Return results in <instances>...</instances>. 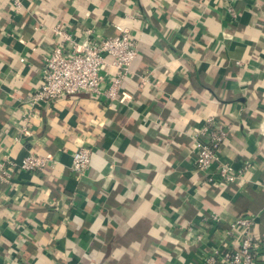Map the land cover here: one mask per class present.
I'll return each instance as SVG.
<instances>
[{
  "label": "crops",
  "instance_id": "1",
  "mask_svg": "<svg viewBox=\"0 0 264 264\" xmlns=\"http://www.w3.org/2000/svg\"><path fill=\"white\" fill-rule=\"evenodd\" d=\"M57 24L127 29L132 73L115 100L36 107L22 139ZM209 118L227 129L220 157L235 181L203 183L195 168L193 135ZM82 145L90 162L76 175ZM29 152L52 166L0 181V264H206L239 216L254 218L264 264V0H21L18 11L0 0V158Z\"/></svg>",
  "mask_w": 264,
  "mask_h": 264
},
{
  "label": "built area",
  "instance_id": "2",
  "mask_svg": "<svg viewBox=\"0 0 264 264\" xmlns=\"http://www.w3.org/2000/svg\"><path fill=\"white\" fill-rule=\"evenodd\" d=\"M8 2L14 11L21 7V0ZM116 28L117 34L102 36L91 29L73 33L62 24L53 27L54 42L41 59L40 83L21 108V124L17 128L22 139L30 133L29 120L36 107L62 96L90 95L108 101L118 97L123 80L132 73L137 48L134 36L127 29ZM226 136L227 129L214 118L207 119L193 135L194 165L203 173V183L212 184L215 177L229 183L241 175V171H236L220 157ZM90 155L91 150L85 145L73 151L71 171L82 175L89 165ZM50 166V155L34 152L19 161L0 158V181L13 185L17 173L43 172ZM211 218L218 220L216 215ZM253 222L252 216L231 220L224 230L227 241L206 257V264H254L256 248L250 232ZM200 237L198 234L197 238Z\"/></svg>",
  "mask_w": 264,
  "mask_h": 264
}]
</instances>
